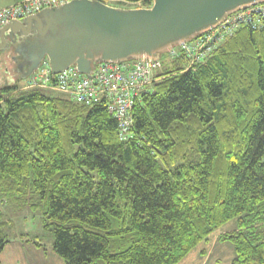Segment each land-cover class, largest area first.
Returning a JSON list of instances; mask_svg holds the SVG:
<instances>
[{
  "label": "trees",
  "instance_id": "trees-1",
  "mask_svg": "<svg viewBox=\"0 0 264 264\" xmlns=\"http://www.w3.org/2000/svg\"><path fill=\"white\" fill-rule=\"evenodd\" d=\"M260 22L189 69L182 56L161 55L125 140L105 101L0 86V196L40 208L65 264H180L232 220L238 228L219 237L233 246L229 264H264Z\"/></svg>",
  "mask_w": 264,
  "mask_h": 264
},
{
  "label": "water",
  "instance_id": "water-1",
  "mask_svg": "<svg viewBox=\"0 0 264 264\" xmlns=\"http://www.w3.org/2000/svg\"><path fill=\"white\" fill-rule=\"evenodd\" d=\"M264 0H152L147 8L123 9L97 0H72L10 21L7 37L19 80L47 61L54 77L74 67L90 76L99 63L159 60L173 47L216 27L227 15Z\"/></svg>",
  "mask_w": 264,
  "mask_h": 264
},
{
  "label": "built area",
  "instance_id": "built-area-1",
  "mask_svg": "<svg viewBox=\"0 0 264 264\" xmlns=\"http://www.w3.org/2000/svg\"><path fill=\"white\" fill-rule=\"evenodd\" d=\"M72 0H16L0 9V29L14 20H22L43 9L57 8ZM264 19V2L227 15L216 27L204 34L179 44L167 52L169 58L182 56L190 67L204 63L212 52L242 26L259 30ZM162 62L137 59L122 63H99L90 76H84L74 68L51 76L47 61L25 80L23 89H45L60 92L72 102L90 106L106 102L108 114L116 121L121 140H125L132 124L131 109L135 99L152 88L155 74Z\"/></svg>",
  "mask_w": 264,
  "mask_h": 264
},
{
  "label": "rangeland",
  "instance_id": "rangeland-1",
  "mask_svg": "<svg viewBox=\"0 0 264 264\" xmlns=\"http://www.w3.org/2000/svg\"><path fill=\"white\" fill-rule=\"evenodd\" d=\"M10 2L11 0H0V9L11 5ZM108 4L123 9H135L141 6V4L128 5L118 2H108ZM12 53L13 50H7L0 57V86L15 84L18 89H21L26 79H18L14 62L11 59ZM167 59V54H163L162 60L167 61ZM159 71L155 74V77ZM43 92L49 96L63 95L52 90H43ZM1 95L4 96L2 93ZM0 213L2 215L1 222L6 223L2 227V233L8 241L0 254V264H65L53 250V234L43 228L40 208L33 210L29 207L17 206L0 196ZM236 228H238L237 220H232L220 232L234 231ZM215 236L216 234L212 236V239ZM211 242L202 245L204 250L209 251ZM218 243L221 245L222 241L219 239ZM36 244L40 246H36ZM192 255L188 256V259H190L187 262L188 264H193ZM233 258V246L230 242H226L224 247H216L209 260L206 259L208 261H205V264H229Z\"/></svg>",
  "mask_w": 264,
  "mask_h": 264
},
{
  "label": "crops",
  "instance_id": "crops-1",
  "mask_svg": "<svg viewBox=\"0 0 264 264\" xmlns=\"http://www.w3.org/2000/svg\"><path fill=\"white\" fill-rule=\"evenodd\" d=\"M15 1L16 0H11L10 4L14 3ZM223 233L224 232H220V233L216 234V236L213 239H211V241H212L211 243L212 244L209 247L210 248L209 251L204 250V248L202 246H200V247H198L196 249V251H193L192 253L189 254V255L193 254L192 255L193 260H194L193 261V264H205L206 259L208 258V260H209V257L213 255V252L215 251V249H216L217 246H220L221 248L224 247V245L226 244V242H222L221 245H219V243H218L219 237ZM188 256L180 264H188L187 262H188V260H190V259H188L189 258ZM189 264H191V263H189Z\"/></svg>",
  "mask_w": 264,
  "mask_h": 264
},
{
  "label": "flooded vegetation",
  "instance_id": "flooded-vegetation-1",
  "mask_svg": "<svg viewBox=\"0 0 264 264\" xmlns=\"http://www.w3.org/2000/svg\"><path fill=\"white\" fill-rule=\"evenodd\" d=\"M6 43L7 44L5 46L2 44V47H0V57L4 54L5 51L13 49V46L11 45L10 40H9L8 37H7ZM12 59H14V57H12Z\"/></svg>",
  "mask_w": 264,
  "mask_h": 264
}]
</instances>
